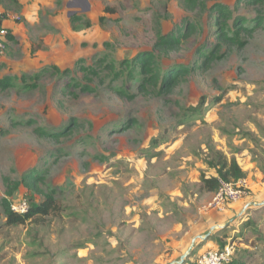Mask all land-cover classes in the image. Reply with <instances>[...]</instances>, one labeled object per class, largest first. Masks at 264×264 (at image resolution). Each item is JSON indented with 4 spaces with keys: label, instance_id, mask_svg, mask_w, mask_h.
Masks as SVG:
<instances>
[{
    "label": "rangeland",
    "instance_id": "1",
    "mask_svg": "<svg viewBox=\"0 0 264 264\" xmlns=\"http://www.w3.org/2000/svg\"><path fill=\"white\" fill-rule=\"evenodd\" d=\"M82 1L39 10L0 70L15 76L0 89V264H197L219 244L232 247L227 264H264V203L224 220L264 200V0ZM230 1L247 28L241 46L216 35L211 6ZM178 28V46L154 47ZM153 49L181 70L167 94L121 64ZM219 153L245 174L246 196L224 211L201 183L217 176L204 160ZM9 189L11 205L51 192L56 209L7 225Z\"/></svg>",
    "mask_w": 264,
    "mask_h": 264
},
{
    "label": "trees",
    "instance_id": "2",
    "mask_svg": "<svg viewBox=\"0 0 264 264\" xmlns=\"http://www.w3.org/2000/svg\"><path fill=\"white\" fill-rule=\"evenodd\" d=\"M187 4L197 5L199 2L197 0H185ZM200 4H203L200 2ZM233 2H227L226 4H213L211 9L216 14V25L217 31L216 35L219 39H223L229 41L231 43L237 42L238 45H243V42L239 41V36L242 30H247L244 27L245 20L239 16L233 18V12L236 10V7L230 8V5ZM105 11H109L108 8H105ZM79 17L73 15L70 17L72 22L78 20ZM99 20L102 21L103 17L100 16ZM229 20L231 23L229 24ZM86 26H90L89 22H86ZM194 25L192 23H187L184 26L185 32L182 34L183 37L190 34ZM181 28L177 29V32H172L168 34H158L157 40L154 43V47H159L160 49H173L175 46L180 44V33ZM214 49H212L208 54L204 55L205 62L209 61L213 57ZM157 57L154 53V49L147 52H140L136 54L130 61H121V64H126L129 69V76L131 79L135 77L136 74H139V84L146 89V87L152 88L157 95L167 94L170 89L174 79L179 75L180 69L175 70L171 67L163 68L161 63L157 61ZM182 69L184 67L180 66ZM56 69H59L55 67ZM83 70L88 73L95 74V70L92 68H84ZM87 75V74H86ZM36 77V76H35ZM15 76L6 75L0 77V89L6 90L8 88L13 87V80ZM83 86V89H87L90 91L91 88L88 86ZM205 164L213 168L217 174V176H201L202 187L207 191L214 192L219 187L220 180L231 182L230 180H240L245 177L244 172L237 164L235 159L228 160L221 153L216 154L213 158H205ZM5 183L8 185L7 178L4 179ZM41 181V178L36 174H25L22 177L21 183H24L28 188H33L39 191L38 182ZM13 190L9 189V191L5 192V197L1 200V207L6 218L5 223L7 225H16L23 224L27 219L36 217V216H44L49 214L50 212L56 209L55 199L53 193L44 194V200L41 202L32 201L27 209L22 212H16L11 209V202L9 200V196L12 194ZM223 247V244H219V248Z\"/></svg>",
    "mask_w": 264,
    "mask_h": 264
},
{
    "label": "built area",
    "instance_id": "3",
    "mask_svg": "<svg viewBox=\"0 0 264 264\" xmlns=\"http://www.w3.org/2000/svg\"><path fill=\"white\" fill-rule=\"evenodd\" d=\"M10 15L4 9L3 0H0V53H2L7 44L8 30L4 25V21ZM246 196L245 188L242 180H237L236 183L220 180L219 187L212 194L210 204L218 211H224L231 203L238 202ZM11 209L22 213L27 209V203L22 200L16 206L11 205ZM232 253V247L224 245L223 247L207 248L200 252L196 258L197 264H227L229 256Z\"/></svg>",
    "mask_w": 264,
    "mask_h": 264
},
{
    "label": "crops",
    "instance_id": "4",
    "mask_svg": "<svg viewBox=\"0 0 264 264\" xmlns=\"http://www.w3.org/2000/svg\"><path fill=\"white\" fill-rule=\"evenodd\" d=\"M69 1V0H68ZM80 0H76L73 2V6L80 8ZM62 3L63 0H60ZM87 3V0L82 1ZM67 4V1H66ZM56 5V0H3L4 9L10 15L3 23L8 30L7 44L6 47L12 49V55H6L5 53L0 54V70H4V63L9 64L11 60H15L16 57V46H20L24 42H26L25 37V23L33 26L39 20V10L48 6L52 8ZM86 5V4H85ZM87 6V5H86ZM23 21V23H22ZM2 66V67H1ZM9 67V66H8ZM7 67V68H8ZM12 73L9 71L4 75H10ZM13 74V73H12ZM232 209V208H231ZM232 210H228L227 214H232ZM226 214V215H227ZM233 215V214H232ZM232 215L229 218H225L224 220L232 218Z\"/></svg>",
    "mask_w": 264,
    "mask_h": 264
},
{
    "label": "water",
    "instance_id": "5",
    "mask_svg": "<svg viewBox=\"0 0 264 264\" xmlns=\"http://www.w3.org/2000/svg\"><path fill=\"white\" fill-rule=\"evenodd\" d=\"M263 203H264V200L261 201V202H247V203H245L244 206L239 210V212H238L237 214H235L234 216H232V218H230L228 221H232V220L235 219L236 217L242 215V214L244 213L245 209H246L248 206H250V205H252V206H256V205H261V204H263ZM216 226L220 227L219 225H216ZM216 226H211L210 229H214ZM196 238H201V236L198 235V236H196L195 238H193V239H192V244H193V242L195 241ZM184 255H185V254H184ZM183 257H184V256H182L181 259H183Z\"/></svg>",
    "mask_w": 264,
    "mask_h": 264
}]
</instances>
